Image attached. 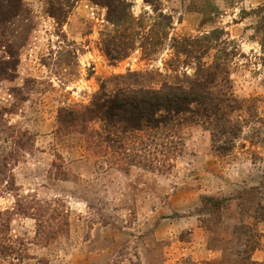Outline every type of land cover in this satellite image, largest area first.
I'll list each match as a JSON object with an SVG mask.
<instances>
[{"label":"rangeland","instance_id":"1","mask_svg":"<svg viewBox=\"0 0 264 264\" xmlns=\"http://www.w3.org/2000/svg\"><path fill=\"white\" fill-rule=\"evenodd\" d=\"M23 1L25 45L0 75V264H264V0H114L119 23L103 2ZM215 59L241 107L233 143L179 118L116 151L96 142L104 121L88 141L62 112L129 71Z\"/></svg>","mask_w":264,"mask_h":264},{"label":"trees","instance_id":"2","mask_svg":"<svg viewBox=\"0 0 264 264\" xmlns=\"http://www.w3.org/2000/svg\"><path fill=\"white\" fill-rule=\"evenodd\" d=\"M94 1L103 2L108 7L109 16L117 23L127 15V8L118 7L114 0ZM27 11L23 0H0V53L4 52L0 54V75L10 76L11 72L17 70L19 49L25 45V39H17L23 33L18 34L15 26L16 21L27 18ZM167 26L171 27V24L167 22ZM206 37L209 39L210 35ZM23 38L27 39V34ZM186 48L187 45L184 46L185 53ZM105 52L111 59L122 58L127 55V43L106 45ZM182 61L189 64L192 60ZM226 62L215 59L211 64L197 63L193 75L185 72L170 75L154 71H129L117 77L119 83L113 91L106 90L102 83L88 104L77 103L64 108L62 112L73 125L82 128L80 131L87 135L88 141H93L91 136L95 133L92 129L88 133L87 122L91 119L104 121L106 134L97 132L96 142L109 141L112 150L116 151L118 147L126 148L120 135L145 127L158 128L171 119H178L179 122V118H191L207 125L214 137L217 133L228 134L230 137L227 136L225 140L233 143L232 138L237 137L240 129L238 122L232 124V113L241 107L237 105V98L232 92ZM111 141H117L118 145ZM217 149L228 150L229 146L219 145Z\"/></svg>","mask_w":264,"mask_h":264}]
</instances>
